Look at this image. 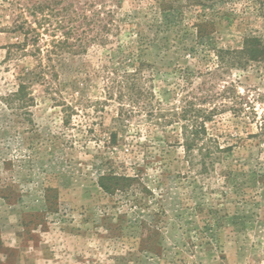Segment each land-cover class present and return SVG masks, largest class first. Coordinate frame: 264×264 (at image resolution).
Wrapping results in <instances>:
<instances>
[{
	"label": "rangeland",
	"instance_id": "rangeland-1",
	"mask_svg": "<svg viewBox=\"0 0 264 264\" xmlns=\"http://www.w3.org/2000/svg\"><path fill=\"white\" fill-rule=\"evenodd\" d=\"M250 1L217 7L234 19L217 21L199 40L187 26L193 15L157 29L152 0H122L120 51L68 60L54 90L32 86L36 103L25 118L2 99L39 60L17 49L23 1L0 0V264H264V63L227 69L216 56L240 51L249 34L264 41V13L251 11ZM140 37L151 42L138 55L151 66L142 87L153 98L120 102L100 71L130 70L121 54L137 51ZM186 105L215 110L209 135L234 146L206 182L181 146L174 115ZM109 170L140 172L133 196L101 190ZM134 224L133 246L126 241ZM144 224L158 234L150 253L139 244L141 232L150 234Z\"/></svg>",
	"mask_w": 264,
	"mask_h": 264
},
{
	"label": "trees",
	"instance_id": "trees-1",
	"mask_svg": "<svg viewBox=\"0 0 264 264\" xmlns=\"http://www.w3.org/2000/svg\"><path fill=\"white\" fill-rule=\"evenodd\" d=\"M22 1L19 3L22 6L18 4L20 15L15 31L24 39L18 44L17 49L24 55L30 54L38 58L39 64L32 72L21 75L17 90L2 100L8 107L19 110L20 116L27 118L31 116L29 109L36 103L31 92L33 85H44L47 89L54 90L61 77L57 69L68 67L70 65L68 60L75 58L83 60L92 50L103 55L105 53L111 59L112 54L120 51L121 45L118 40L122 32V21L117 19L116 13L121 8L122 0L112 2L115 5L114 9L108 7L106 0H84L83 3H78L77 0ZM226 2L227 0H152L155 7L153 27L159 29L164 26L169 29L168 25H174L180 18L191 14L193 19L187 26L195 30L197 39L203 40L215 32L217 21L229 24L234 19L233 12L229 14L216 11L217 7H224ZM247 6L257 16L264 13V0H252ZM207 10L212 11L210 15ZM28 17L31 18V22ZM42 41L44 45L40 46ZM150 43L148 38L140 37L137 51L129 52L128 56L121 54L124 59L129 57L132 60L133 63H128L130 70L123 67L122 69L120 66L115 71H109L102 67L100 74H104L103 78L109 79L114 89L118 90L120 102L127 100L131 104H138L144 100L150 103L153 98V94L147 93L142 87L143 75L151 66L141 61L138 55V51L142 53ZM242 46L240 51L216 50L219 66L233 69L245 68L251 62L264 63V41L260 37L249 34L244 38ZM152 110L151 106H145V111L150 117L154 114ZM214 116L215 110L209 111L196 105H186L180 113L174 115L176 122L181 124V146L189 167L196 173L200 182L210 180L217 166L227 161L234 149V146L230 145L221 146L216 138L209 135L206 126L213 121ZM71 118L72 114H66L64 121L68 123ZM113 139L115 141L116 137ZM139 174L140 172L136 171L133 175H123L109 170L99 177V187L111 198L130 197L134 195L135 184L142 182ZM136 225L130 227L133 231L130 239L126 241L133 246L138 244L139 232L135 230ZM142 227L147 228L145 230L150 234L143 237L141 232V238L138 237L141 239L139 244L143 252H153L155 244L153 239H156L158 234L154 233L153 224H144Z\"/></svg>",
	"mask_w": 264,
	"mask_h": 264
}]
</instances>
